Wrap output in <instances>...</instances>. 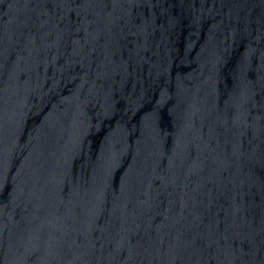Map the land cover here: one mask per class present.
Segmentation results:
<instances>
[{"label":"water","instance_id":"obj_1","mask_svg":"<svg viewBox=\"0 0 264 264\" xmlns=\"http://www.w3.org/2000/svg\"><path fill=\"white\" fill-rule=\"evenodd\" d=\"M0 264H264V0H0Z\"/></svg>","mask_w":264,"mask_h":264}]
</instances>
